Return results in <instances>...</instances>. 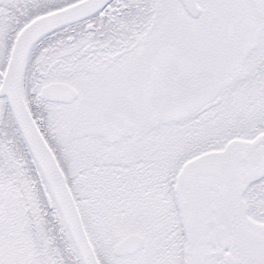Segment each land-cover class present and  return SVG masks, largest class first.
Wrapping results in <instances>:
<instances>
[{
	"label": "snow or ice",
	"instance_id": "snow-or-ice-1",
	"mask_svg": "<svg viewBox=\"0 0 264 264\" xmlns=\"http://www.w3.org/2000/svg\"><path fill=\"white\" fill-rule=\"evenodd\" d=\"M0 264H264V0H0Z\"/></svg>",
	"mask_w": 264,
	"mask_h": 264
}]
</instances>
